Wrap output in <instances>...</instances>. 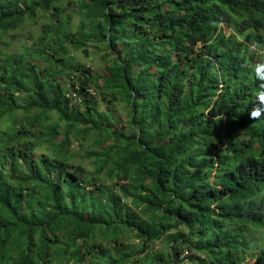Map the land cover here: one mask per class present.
I'll list each match as a JSON object with an SVG mask.
<instances>
[{
	"label": "trees",
	"instance_id": "trees-1",
	"mask_svg": "<svg viewBox=\"0 0 264 264\" xmlns=\"http://www.w3.org/2000/svg\"><path fill=\"white\" fill-rule=\"evenodd\" d=\"M27 21L0 264H264V0H0V40Z\"/></svg>",
	"mask_w": 264,
	"mask_h": 264
},
{
	"label": "rangeland",
	"instance_id": "rangeland-1",
	"mask_svg": "<svg viewBox=\"0 0 264 264\" xmlns=\"http://www.w3.org/2000/svg\"><path fill=\"white\" fill-rule=\"evenodd\" d=\"M38 27H39V22L33 25L31 24L30 21H27L16 32L9 33L8 35L2 37L0 40V48L3 49L9 46L10 51L18 50L22 44L29 42V39L33 36V31ZM36 31L37 29L35 30V32ZM76 59L80 61L81 63H84L90 67L98 68L99 66V62L97 61L95 57L92 56V54H90L89 57L86 58L84 55L78 53L76 55ZM73 147H76V145H73ZM86 164L87 163H85V165ZM252 238L255 240V243H259L257 245H262V243H264V231L263 230L256 231L254 234H252ZM155 248L159 249V245L157 244ZM188 254L184 252L181 257H186ZM252 255L254 254L248 255V257H246V262H248L249 264H253L255 261Z\"/></svg>",
	"mask_w": 264,
	"mask_h": 264
},
{
	"label": "clouds",
	"instance_id": "clouds-1",
	"mask_svg": "<svg viewBox=\"0 0 264 264\" xmlns=\"http://www.w3.org/2000/svg\"><path fill=\"white\" fill-rule=\"evenodd\" d=\"M257 115H259V112L258 111H255V112L252 113V116H257Z\"/></svg>",
	"mask_w": 264,
	"mask_h": 264
},
{
	"label": "built area",
	"instance_id": "built-area-1",
	"mask_svg": "<svg viewBox=\"0 0 264 264\" xmlns=\"http://www.w3.org/2000/svg\"><path fill=\"white\" fill-rule=\"evenodd\" d=\"M72 96H75V94H71Z\"/></svg>",
	"mask_w": 264,
	"mask_h": 264
}]
</instances>
